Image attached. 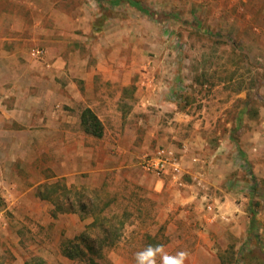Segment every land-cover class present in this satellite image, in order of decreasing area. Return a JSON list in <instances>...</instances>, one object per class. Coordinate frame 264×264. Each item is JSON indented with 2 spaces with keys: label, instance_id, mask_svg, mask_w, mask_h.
<instances>
[{
  "label": "rangeland",
  "instance_id": "rangeland-1",
  "mask_svg": "<svg viewBox=\"0 0 264 264\" xmlns=\"http://www.w3.org/2000/svg\"><path fill=\"white\" fill-rule=\"evenodd\" d=\"M119 1L0 0V13L21 14L31 48L59 47L79 61L115 53L138 65L139 77L171 82L167 114L204 112L213 127L206 148L222 179L212 188L186 168L183 183L168 188L141 166L143 156L122 163L114 148L103 171L91 160L69 171L59 164L57 174L45 155L28 165L24 191L0 193V264H137L150 245L187 252L185 264H213V249L221 264H264V0ZM82 108L71 117L76 134L84 133ZM103 118V138L113 142L114 117ZM40 174L45 181L33 178ZM229 197L233 205L246 198L249 231L224 228L213 244L211 203L223 207Z\"/></svg>",
  "mask_w": 264,
  "mask_h": 264
},
{
  "label": "crops",
  "instance_id": "crops-1",
  "mask_svg": "<svg viewBox=\"0 0 264 264\" xmlns=\"http://www.w3.org/2000/svg\"><path fill=\"white\" fill-rule=\"evenodd\" d=\"M117 2L122 1L112 0L113 4ZM21 18L17 13H0L1 194L11 188L24 191L26 187L22 180L32 178L28 165L42 163L45 155L57 174L59 164L69 171L76 165L83 168V163L87 165L91 160H96L97 168L103 171L105 153L111 148L122 163H134L139 156L166 146L182 157L185 168H191L193 174L200 173L202 180H207L212 188L220 182V163L213 170V151L206 148L208 140L204 137L212 122L203 121L206 118L204 112L195 115L192 111L175 110L173 114H167L171 110V82L164 77H139L138 65L123 64L116 59L115 53H103L102 58L93 61H79L72 53L68 55L65 49L58 47L39 59L35 52L40 47H29ZM80 105L83 108L77 128L87 108L92 109L104 125L103 117H114L113 142L103 138L105 133L103 137L90 134L95 137L91 143L83 138L84 129V133H75L71 117ZM200 116L202 118H197ZM218 154L219 151L215 156ZM227 160L226 155L218 159L225 161L226 166ZM227 168L225 173H228ZM67 171L64 176L68 175ZM33 178L46 180L42 174ZM10 181L15 182L12 187ZM158 184H168L170 188L172 183L169 178H162ZM242 199L240 205H233L230 197L223 207L217 205L216 199L211 203L216 206L213 244L223 242L221 230L224 228L235 236L243 234V228L249 231V221L240 207L246 198ZM229 208H233V214L225 217L231 220L226 223L230 226L224 227L218 223L219 220L226 222L219 213L224 215ZM213 264H221L214 249Z\"/></svg>",
  "mask_w": 264,
  "mask_h": 264
},
{
  "label": "built area",
  "instance_id": "built-area-1",
  "mask_svg": "<svg viewBox=\"0 0 264 264\" xmlns=\"http://www.w3.org/2000/svg\"><path fill=\"white\" fill-rule=\"evenodd\" d=\"M38 58L45 56L44 49L35 52ZM141 166L149 173L159 178H169L173 183L182 184L184 176L188 173L184 167L181 156L173 149L160 146L155 151L147 153L142 157ZM195 180L201 183V175L197 174ZM214 211V206L210 207ZM227 219L226 217H222Z\"/></svg>",
  "mask_w": 264,
  "mask_h": 264
},
{
  "label": "clouds",
  "instance_id": "clouds-1",
  "mask_svg": "<svg viewBox=\"0 0 264 264\" xmlns=\"http://www.w3.org/2000/svg\"><path fill=\"white\" fill-rule=\"evenodd\" d=\"M157 255L162 256V264H185L189 254L181 251L175 256H170L164 253L163 245H150L144 251L136 254L137 264H156Z\"/></svg>",
  "mask_w": 264,
  "mask_h": 264
},
{
  "label": "trees",
  "instance_id": "trees-1",
  "mask_svg": "<svg viewBox=\"0 0 264 264\" xmlns=\"http://www.w3.org/2000/svg\"><path fill=\"white\" fill-rule=\"evenodd\" d=\"M81 125L84 128L86 133L92 134L96 137H103L105 133V125L100 117L90 108H87L83 111L81 115ZM97 222L94 221L90 226L95 227ZM92 248V247H91ZM72 256L70 251L67 252ZM39 264H46L42 259H38ZM32 264V263H28Z\"/></svg>",
  "mask_w": 264,
  "mask_h": 264
}]
</instances>
